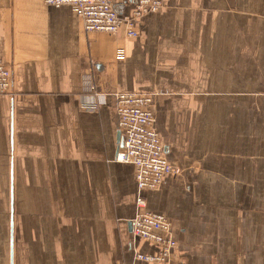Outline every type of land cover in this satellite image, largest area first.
Here are the masks:
<instances>
[{
  "label": "crops",
  "instance_id": "obj_1",
  "mask_svg": "<svg viewBox=\"0 0 264 264\" xmlns=\"http://www.w3.org/2000/svg\"><path fill=\"white\" fill-rule=\"evenodd\" d=\"M159 1L130 39L84 31L67 5L0 0L13 76L0 94V264H146L137 254L161 247L132 232L145 210L170 222L173 260L264 264V0ZM119 91L152 95L177 169L154 190L116 160ZM94 94L106 102L84 108Z\"/></svg>",
  "mask_w": 264,
  "mask_h": 264
},
{
  "label": "built area",
  "instance_id": "obj_2",
  "mask_svg": "<svg viewBox=\"0 0 264 264\" xmlns=\"http://www.w3.org/2000/svg\"><path fill=\"white\" fill-rule=\"evenodd\" d=\"M120 0H43L45 5L69 6L83 22L86 32H104L117 35L121 30L127 38L139 35L138 21L146 14L158 11L162 3L159 0H138L130 14L117 9ZM123 56V50L117 52ZM13 76L8 64L0 58V94L12 93ZM96 93V92H95ZM118 114V129L121 142L116 153V160L135 166L136 180L140 190L158 188L164 178L176 168L165 156L164 145L156 128L152 95L145 92L119 91L114 93ZM103 94H94L83 101V107L97 109L105 103ZM139 207L146 203L143 197L137 200ZM134 235L160 245L157 254H137V259L146 264H185L173 260L172 249L176 246L171 237V225L168 219L150 211L140 212L132 221Z\"/></svg>",
  "mask_w": 264,
  "mask_h": 264
},
{
  "label": "water",
  "instance_id": "obj_3",
  "mask_svg": "<svg viewBox=\"0 0 264 264\" xmlns=\"http://www.w3.org/2000/svg\"><path fill=\"white\" fill-rule=\"evenodd\" d=\"M118 139H119V144H120V142H121V134H120V132L118 134Z\"/></svg>",
  "mask_w": 264,
  "mask_h": 264
},
{
  "label": "rangeland",
  "instance_id": "obj_4",
  "mask_svg": "<svg viewBox=\"0 0 264 264\" xmlns=\"http://www.w3.org/2000/svg\"><path fill=\"white\" fill-rule=\"evenodd\" d=\"M176 171H177V169H176Z\"/></svg>",
  "mask_w": 264,
  "mask_h": 264
}]
</instances>
